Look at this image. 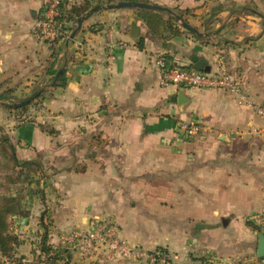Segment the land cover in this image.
I'll return each instance as SVG.
<instances>
[{"label":"crops","instance_id":"0c3cea01","mask_svg":"<svg viewBox=\"0 0 264 264\" xmlns=\"http://www.w3.org/2000/svg\"><path fill=\"white\" fill-rule=\"evenodd\" d=\"M148 1L172 10H154L163 17L157 30L138 7L101 8L74 38L78 19L68 20L70 38L44 42L32 33L40 0H0V92L22 96L65 69L64 86L41 88L34 116L0 104V141L8 138L20 161L35 162L11 186L22 214L9 219H21L30 235L47 227L57 242L61 232L90 229L91 218H117L122 238L147 250L166 247L174 264H229L253 249L256 256L258 234L247 219L264 210V0ZM172 15L199 33L178 17L168 21ZM160 52L184 65L195 55L210 65L223 56L237 68L243 95L162 84ZM189 120L199 123V134L180 142L179 125ZM144 182L157 204L145 209L150 232L129 219L140 210ZM18 185L23 191H14ZM69 248L68 264L130 262L107 260L84 239Z\"/></svg>","mask_w":264,"mask_h":264},{"label":"built area","instance_id":"2783aa9c","mask_svg":"<svg viewBox=\"0 0 264 264\" xmlns=\"http://www.w3.org/2000/svg\"><path fill=\"white\" fill-rule=\"evenodd\" d=\"M66 0H40L41 8L32 27L34 37L39 41L53 42L68 34V22L64 18L62 8ZM68 38L71 36L66 35ZM115 43L110 40L108 50L110 58H114ZM155 64L161 72L162 84L177 85L180 87L219 89L230 93L243 95L244 87L240 74L231 69L227 61L218 57L215 65L209 71L199 70L192 65H184L170 57L166 52H160L155 57ZM200 126L196 120L182 121L179 125V141L196 137ZM257 227H264V210L253 214L249 218ZM75 242L87 239L103 247L110 260L137 259L146 257L152 264L165 263L166 254L160 251L147 253L140 248L132 246L120 236L118 226L114 221H96L86 231L75 230L66 238ZM263 261V260H262ZM248 264H264L251 261Z\"/></svg>","mask_w":264,"mask_h":264},{"label":"rangeland","instance_id":"374dc122","mask_svg":"<svg viewBox=\"0 0 264 264\" xmlns=\"http://www.w3.org/2000/svg\"><path fill=\"white\" fill-rule=\"evenodd\" d=\"M71 6L70 5L64 6L63 7V11L66 14H68L69 11H70V7ZM66 14L64 15V18L68 22L69 19L67 18ZM67 29H68V34H66V35L70 36L71 34L69 32V28L67 27ZM66 35H64L63 37L59 38L58 41L68 38ZM229 66H230L231 69H237V68H234L231 65H229ZM54 78L55 77H50V78H47V79L45 78V79L41 80L40 84L36 87L37 89L30 90L29 92H27L25 94H22V96H12L10 94L11 92H14L12 90L4 91L5 92L4 94L6 96H5L4 100H0L1 106L4 107L5 109H7L9 112H13L14 111V113H16V115L21 114L23 111H24V113H26V110L29 109L28 110L29 114L27 113L26 116L27 117L29 115L30 116H34L35 115L34 114V110L39 104L37 102L39 99L37 101L34 99L36 102L30 104L24 110H21V109H10V108L7 107V105H11V106L15 107L14 104L19 103L22 100L28 98L29 96L33 95L38 90H40L41 88L53 86L52 83L54 81ZM0 93H2V92H0ZM9 95H11L14 99L13 100L12 99L8 100ZM15 108H19V107H15ZM31 109H33V110H31ZM23 115H25V114L22 113L21 116H23ZM1 140H3V139L1 138ZM180 142H184V141H180ZM0 156H1V154H0ZM22 170L26 171L22 167H21V169L18 168L17 171L19 173H21V172H23ZM33 170H35V173H37V175H38V172L36 171V167L32 168L31 172ZM32 173H34V172H32ZM149 176L150 175H149L148 171H145L144 174L142 175V178L144 180H148ZM33 177H34V180L36 181L37 178H35V175H33ZM21 186L20 185L15 186L14 191L16 192L17 189H21V191H23ZM143 189L146 191V193L143 194V199L140 201V210H138V208H137L133 212L132 215H129V219H130L131 224H133L134 226H139L138 223H140L142 226H144V228H148L149 227L150 229L148 228L149 229L148 232H150V231H153V229H151L153 227V219H152V217L149 214L146 213L145 209H156L157 208V204H156V202L154 200L155 197L153 195V191L151 190V186L149 184L147 185L144 182ZM4 190L6 191V189H4V188L1 189L0 195L3 194V192L5 193ZM90 220L91 221L89 223H91V224L96 222V221H104V222L114 221L115 224L118 226L119 231L121 230V225L119 224L120 222L118 221L117 218H101L100 217V218H91ZM247 220H248L247 221L248 223H251L253 225V223L251 222L250 219H247ZM8 221L10 222L11 227L13 226L14 230L16 229L15 232H17L19 234V239H20L21 243L16 248V250L13 252L12 257H7V256L3 255L2 252L0 251V264H31L32 262H36L37 260L39 262L38 264H47L46 263L47 256L44 253L41 252V241H42V237L44 235L45 230H44L43 233L35 232V233L30 235L27 232H23L24 230L21 231L22 230V228H21V226H22L21 219H15L14 220V219H9L8 218ZM44 223H46L48 226H50V225H52L54 223V220L48 218L47 222H44ZM44 223H41V224L43 225ZM150 223H151V225H150ZM46 229H47V233H48L47 242L52 247L53 253L54 254L55 253H63L62 255H63L64 260H61L60 264H68V260L70 259V257L72 258L71 254H70V248L69 247L75 242L68 241L66 238L70 235V233L72 231H75V230L85 231V229H83V228H75V229H72V230H69V231L61 232L58 235V241L57 242H53L52 241V236L50 234L49 228L46 227ZM12 230H13V228H12ZM154 230L156 231V229H154ZM253 230L256 231V235L259 232H263V230L262 231L261 230H257V229H253ZM253 239H255V241H257V237L255 238V236H253ZM84 240H87V239H84ZM93 244H96V243L94 242ZM131 245L135 246L137 248H140L141 250H143V251H145L147 253H152L154 251H160L162 253H165L167 255L165 263L161 262L159 264H174L173 261H172L171 252L166 247L159 246V247H156V248H154L152 250H147V249H144L143 247H140L138 245H133V244H131ZM100 248H103V247H100ZM103 250H104V248H103ZM251 252H255V249H253V250H251L249 252L243 253L242 255H238V257L236 259H234L232 261L229 260L228 263L229 264H248L251 261H258L260 263H264V260L262 261V259L258 258L257 255L251 257ZM32 255L34 256V260L33 261L32 260H28L29 258H32ZM107 260H110V259L107 258ZM127 260L130 261L129 264H152L150 262V260L147 259L146 257L137 258V259L131 258V259H127ZM110 261H112V260H110Z\"/></svg>","mask_w":264,"mask_h":264},{"label":"trees","instance_id":"16d2710c","mask_svg":"<svg viewBox=\"0 0 264 264\" xmlns=\"http://www.w3.org/2000/svg\"><path fill=\"white\" fill-rule=\"evenodd\" d=\"M123 1V0H121ZM128 1H142L149 3L148 0H128ZM93 8V7H92ZM92 8L83 7L78 5H72L70 7L69 15L63 11V16L66 14L69 20H77L79 17L88 13ZM140 15L143 19H145L148 24L153 29H158L159 25L163 22V17L160 11H154L150 9L139 8ZM170 22H178L176 16H170ZM60 69H54L51 71L53 77L56 76ZM65 85V73L61 75L58 81L54 84V86H64ZM44 93L42 92L38 97L35 98L37 101L40 99ZM5 94L0 93V100L5 99ZM33 100L29 104L15 108L11 105H7L10 109H26L30 104L35 103ZM0 190L2 188L6 189L7 193H11V186L17 185L22 182V173H19L18 167L24 168L26 173H29L27 168H31L35 163L34 161H20L16 155L14 146L8 141V138H4L0 141ZM21 200L19 195H6L0 200V251L3 255L7 257H12L13 252L20 245L19 234L12 230L11 224L8 221V218L11 214H22ZM254 229L261 230V227H257L256 225H252ZM264 228V227H263ZM47 229H45L44 235L41 241V252L44 253L47 264H60L61 260H64L63 253H53L52 247L47 242ZM14 261V260H13ZM211 264V263H206Z\"/></svg>","mask_w":264,"mask_h":264},{"label":"water","instance_id":"95a60500","mask_svg":"<svg viewBox=\"0 0 264 264\" xmlns=\"http://www.w3.org/2000/svg\"><path fill=\"white\" fill-rule=\"evenodd\" d=\"M124 7H138V8H146V9H153V10H165L168 12L172 13V10L169 7L163 6V5H158V4H153V3H147V2H142V1H128V0H123L119 1L118 3L114 4H109V5H96L94 6L88 13L85 15L81 16L78 18V26L77 29L72 33V37L74 38L77 35V32L82 28L83 21L86 20L89 16H91L93 13L97 12L101 8H124ZM177 17L180 19L182 24L188 28L189 30L199 33L198 30L190 25L184 18L180 15H177ZM192 61V66L196 69L199 70H206L209 71L211 69V65L208 63V60L205 57H199L197 55L193 56L191 58ZM64 68H61L58 73L56 74L54 81L52 85H54L58 79L61 77V75L64 73ZM42 92H44V89L38 90L36 93L33 95L29 96L28 98L22 100L19 103L14 104L15 107H23L27 104H29L31 101H33L38 95H40ZM179 99L180 96H178ZM256 255L258 258H264V232H259L258 233V245H257V251Z\"/></svg>","mask_w":264,"mask_h":264}]
</instances>
